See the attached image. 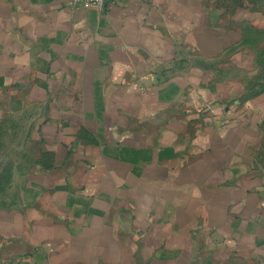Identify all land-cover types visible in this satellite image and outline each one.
<instances>
[{
  "label": "crops",
  "instance_id": "crops-1",
  "mask_svg": "<svg viewBox=\"0 0 264 264\" xmlns=\"http://www.w3.org/2000/svg\"><path fill=\"white\" fill-rule=\"evenodd\" d=\"M0 0V264H264V0Z\"/></svg>",
  "mask_w": 264,
  "mask_h": 264
},
{
  "label": "built area",
  "instance_id": "built-area-1",
  "mask_svg": "<svg viewBox=\"0 0 264 264\" xmlns=\"http://www.w3.org/2000/svg\"><path fill=\"white\" fill-rule=\"evenodd\" d=\"M122 0H72L74 7H95L106 10L108 7L120 3Z\"/></svg>",
  "mask_w": 264,
  "mask_h": 264
}]
</instances>
